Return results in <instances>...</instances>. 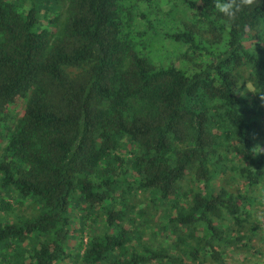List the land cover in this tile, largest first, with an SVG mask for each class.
Instances as JSON below:
<instances>
[{
    "label": "trees",
    "instance_id": "1",
    "mask_svg": "<svg viewBox=\"0 0 264 264\" xmlns=\"http://www.w3.org/2000/svg\"><path fill=\"white\" fill-rule=\"evenodd\" d=\"M262 202L264 0H0V264H263Z\"/></svg>",
    "mask_w": 264,
    "mask_h": 264
},
{
    "label": "clouds",
    "instance_id": "2",
    "mask_svg": "<svg viewBox=\"0 0 264 264\" xmlns=\"http://www.w3.org/2000/svg\"><path fill=\"white\" fill-rule=\"evenodd\" d=\"M253 3L254 0H215V9L228 21H234L239 14Z\"/></svg>",
    "mask_w": 264,
    "mask_h": 264
},
{
    "label": "rangeland",
    "instance_id": "3",
    "mask_svg": "<svg viewBox=\"0 0 264 264\" xmlns=\"http://www.w3.org/2000/svg\"><path fill=\"white\" fill-rule=\"evenodd\" d=\"M159 47H162V49H163V51L165 50V48L167 49V47H171V45H170V42H168V41H166V42H164V43H162V46H159ZM161 49V48H160ZM161 54L162 53H156V56H161ZM217 186V185H216ZM262 204L264 205V202H262ZM149 209V208H148ZM258 209H261V206H260V208L258 207ZM29 212V211H28ZM31 212V211H30ZM32 213V212H31ZM263 220H264V218H262ZM156 221V223H158V221L157 220H155ZM155 226H152V228L154 229V230H156V228L157 227H155ZM92 228L94 229V231H95V228L97 229V231H99L100 229H101V227L98 225V226H92ZM152 228H149V229H146V236H145V240H148V239H150V235L148 234L149 232H151V231H153V229ZM90 229H91V227H90ZM89 232V231H88ZM264 236V235H263ZM87 238L88 237H85V240L84 241H86L87 240ZM157 241H160L161 243H163L164 241H165V239H163L161 236H159L157 239H156ZM77 243H78V241L76 240L74 243H73V245H72V251L73 252H75V250H76V245H77ZM255 246L256 247H259L260 246V241L258 240L256 243H255ZM262 246H263V244H262ZM157 247V246H156ZM236 260L233 262V264H242L240 261H241V259H240V257L239 256H236ZM72 261L73 262H64V263H60V264H80V262H77L76 260H74V259H72Z\"/></svg>",
    "mask_w": 264,
    "mask_h": 264
},
{
    "label": "built area",
    "instance_id": "4",
    "mask_svg": "<svg viewBox=\"0 0 264 264\" xmlns=\"http://www.w3.org/2000/svg\"><path fill=\"white\" fill-rule=\"evenodd\" d=\"M264 264V263H263Z\"/></svg>",
    "mask_w": 264,
    "mask_h": 264
}]
</instances>
